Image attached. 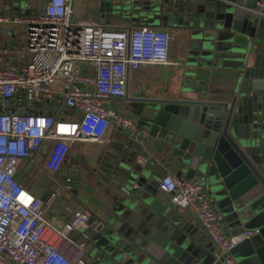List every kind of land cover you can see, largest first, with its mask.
I'll return each instance as SVG.
<instances>
[{
  "label": "built area",
  "instance_id": "2783aa9c",
  "mask_svg": "<svg viewBox=\"0 0 264 264\" xmlns=\"http://www.w3.org/2000/svg\"><path fill=\"white\" fill-rule=\"evenodd\" d=\"M137 1L131 0L132 4ZM171 1L196 4L201 0ZM231 3L252 16L264 17V0H258L256 8ZM72 14L73 0H45L38 17L19 16L12 21L0 17V24L26 27L23 49L11 45L0 51V264H86L90 242L86 232L101 223L93 222L87 207L69 209L72 218L66 222L57 216L46 220V207L69 193V188L61 185L66 192L51 193L46 199L33 194L19 180L23 163L60 184L58 177L69 159H78L85 145L114 149L116 135L125 133L133 162L145 167L150 157L145 147L149 134L119 110L118 101L128 96L132 72L182 66L170 58L169 28L107 27L74 22ZM0 33L8 34L6 29ZM159 190L175 206L188 208L193 222L212 243L216 262L238 264L232 251L254 233L226 236L202 181L165 173ZM72 233L83 234L82 243L72 240Z\"/></svg>",
  "mask_w": 264,
  "mask_h": 264
},
{
  "label": "water",
  "instance_id": "95a60500",
  "mask_svg": "<svg viewBox=\"0 0 264 264\" xmlns=\"http://www.w3.org/2000/svg\"><path fill=\"white\" fill-rule=\"evenodd\" d=\"M228 1L256 8L258 0L250 5L247 0ZM228 1L201 0L192 9L171 1L179 10L170 11L171 18L162 23L186 30L199 45L190 64L223 72V89L210 98L139 99L144 108L138 115L153 148L163 146L161 153L169 152L178 164V176L204 183L226 236L254 233L232 251L236 262L264 264V44L252 32L255 16ZM100 8L106 26L112 27V3L103 0ZM204 57L207 64L201 62ZM131 164L111 159L104 169L107 183L113 182L120 194L104 202L101 225L88 235L97 260L216 264L204 230L190 221L180 227L170 224L157 179L141 169L131 171ZM67 186L77 194L80 183L75 179ZM93 222L100 223L95 217Z\"/></svg>",
  "mask_w": 264,
  "mask_h": 264
},
{
  "label": "crops",
  "instance_id": "0c3cea01",
  "mask_svg": "<svg viewBox=\"0 0 264 264\" xmlns=\"http://www.w3.org/2000/svg\"><path fill=\"white\" fill-rule=\"evenodd\" d=\"M44 1L45 0H0V17H8L11 21L19 16H23L25 18L38 17L41 14V7ZM102 1L103 0H99V2L96 3L97 7L93 9V12L91 14L94 15L92 17L90 16L89 19L83 18V15L80 16L75 14L74 19L76 20V22H92L101 25H106L105 14L101 11L100 8ZM109 1L113 5V12L116 11V13H113L111 17V26H162V23L164 21L163 18H161V20H159V22L157 23H150L147 22V19L149 20V18H135L136 14L134 12H132L131 15H125L124 19V16L120 15V11L116 9V5L123 0L117 2H112L111 0ZM153 1L154 0H141L140 2L141 5H143L144 7L145 3ZM22 3L24 4V8H22ZM123 19L124 23L120 24L119 22H122ZM247 23L248 22L246 21L245 25ZM16 26H22L25 29L26 41V27L24 25L0 24V32L3 29H6L8 32L7 35H3L0 33V51L8 49V47L11 48V45H17L19 43V29ZM170 30L172 40L169 55L171 60L175 62H180L182 66L176 69L170 67H147L132 72L129 79L128 96L125 97L123 100L118 101L119 110L123 114L130 116L132 119H135L137 121L139 120V115L135 111V107H133L131 103L127 104L128 101L136 103L139 102V99H200L203 97L210 98L211 96L214 97L215 95H217L218 92L222 90L225 84L227 83V77L223 72H216L215 69L210 68L198 69L199 67L190 64L187 59H183L182 57H184L187 47L186 42H189L190 38L187 37L186 30L184 29H175L178 31H175L173 29ZM252 30L253 34H258L257 37L259 38L260 46L262 47V44H264V17L255 16ZM176 32H179V36L181 39L179 40L180 43L178 44L177 48H174L173 38L175 37ZM11 60L12 58L7 59L8 62H10ZM116 137V143L113 144L115 146L114 149L113 147H111L112 145L87 144L83 147L82 153L78 156V159L81 161L80 163L83 164L86 169H96L99 179L94 184L89 181V178L91 176L88 173L90 171L82 173L81 170H78V168H76L74 165L69 166L70 174H68V177H66V175H63L65 178L70 179L69 182L75 181V179H71V175L74 178L77 177L78 182L80 183V187L77 190V194L72 192L71 188L67 185H63L69 188V193L60 196H66L67 194L74 195L79 201L76 202L74 200V208L68 207V212L69 209L77 211L82 207H87L92 212L93 217H95L96 221L101 223L102 221L100 219L104 214L105 209V206H103L104 202L115 199L118 193L120 192V189H113L115 188L113 186V182L112 184H110V186L106 185L108 183L104 178L106 177L104 169L108 166L109 161L111 159H117L125 163L126 166L132 163L131 171L137 169L135 166V162H133L130 158L133 155V150L131 148L125 147V133H119V136L116 135ZM145 143V147L147 149L146 152L150 154V157L147 165L145 167H142L141 170H144V172L148 173V175L154 176L151 179H157L158 186L160 184L162 176L165 173H179L180 168L178 164H176V162L174 163L173 161H166L161 157V151L163 146H159L157 149H154L150 138L146 139ZM27 172H29V170L26 169V167H23L19 175V180L22 181L23 185L29 191L33 192L34 190H37V195L41 197L44 194L45 190H47L49 184L52 183V181H49L48 177L44 173H41V176L33 177L30 172ZM42 176H44L42 178L43 182L45 183L44 187L38 185L37 181ZM182 178L186 179L185 174ZM47 180L48 182H46ZM123 188L121 187V189ZM64 192H66L65 189ZM165 200L168 205L164 216L170 224H175L177 227H180L181 223H183L184 221H190L192 223L195 222H193L195 218L193 219V215L191 216V212L188 210V208L183 206H175L172 203L171 197H167L166 195ZM52 214H54V211H52ZM194 224L199 228V230H201V228L196 222ZM91 231L92 230L87 231L86 233L90 235ZM76 234L78 236L76 242L82 243L83 234ZM85 258L86 264H102L99 260H97L96 254L93 249L92 241H90L86 247ZM153 260L158 261L154 258H151L147 260L144 264H149ZM216 264L221 263L216 262Z\"/></svg>",
  "mask_w": 264,
  "mask_h": 264
},
{
  "label": "rangeland",
  "instance_id": "374dc122",
  "mask_svg": "<svg viewBox=\"0 0 264 264\" xmlns=\"http://www.w3.org/2000/svg\"><path fill=\"white\" fill-rule=\"evenodd\" d=\"M140 1L141 0H139L136 4H132L131 0H123L119 4L116 5V9H118L120 11V13H121L120 15H123L124 19H125V15H131L132 12H134L136 14L135 18H141V17L149 18V20L147 19V22H150V23H157V22H159V20H161V18L167 20V19L171 18L169 16L170 11H176L177 12L179 10V5L173 4L171 2V0H164V1L154 0L153 2L145 3L144 7H143V5H141ZM252 1H254V0H247V3L250 5ZM97 2H99V0H74L73 1L72 21L76 22V20L74 19L75 14L80 15V16L83 15V18H88V19L90 18V16L92 17L94 14L93 15H91V14L93 12V9L97 7V4H96ZM181 5L186 6L188 9L193 8L192 4L185 3V4H181ZM22 8H24V4L22 5ZM124 19L122 20V22H119V23L123 24ZM11 27H13V26H11ZM16 27H18V29H19L20 40H19V43L17 44V46L13 47V48L23 49L25 47V43H26V41H25V29L22 26H16ZM176 27H178V26H176ZM175 31H178V30H175ZM173 39H174L173 47L177 48L178 44L180 43L179 40L181 39L179 36V32H176V35ZM182 39H184V38H182ZM186 43H187L186 52L184 54V57H182V58L187 59L189 61L192 58H194L195 56H198L199 51H197V50H198L199 45L193 40H190L189 42H186ZM8 48H10V47H8ZM206 59L207 58L204 57L203 59H201V62H203L204 64H207L208 61ZM198 69H201V67ZM205 69H207V68H205ZM129 103H131L133 105V107H135V111L137 113H138L139 109L142 110L144 108V104L141 102L133 103L131 101H128L127 104H129ZM71 114H74V113H71ZM133 122H134L135 126L145 129V125H144L142 120L137 121V120L133 119ZM80 162L81 161L79 159H75V158L69 159L67 165L64 167L63 174H60L58 177L60 184H58L57 182L50 183L47 190H45L44 194L41 197H44V199H46L50 196L51 193L58 192V191H61V192L64 191V189L61 187V185L66 186L68 181H67V178H65L63 175L64 174H70V169H69L70 165H74L76 168H78V170H81L82 173L90 171L88 174L91 176L89 178V181L91 183L94 184L96 181H98L99 178H98V173L96 172V169L88 170ZM135 166L139 170L142 169L141 165H138L135 163ZM23 167H26V169L29 170V172L31 173V175L33 177L41 176L40 175L41 171L37 168H34L27 161H24ZM43 177L44 176H42L37 181H38V185L44 187L45 183L42 180ZM71 179H77V177L74 178L71 175ZM46 182H48V180ZM106 185L110 186L109 183ZM127 188H130V187L127 186ZM113 189L116 190V188H113ZM37 193H38L37 190L33 191V194L37 195ZM123 194H124V192L122 193V195ZM74 200L76 202H79L74 195L67 194L66 196H59L52 206L46 207L47 215H46L45 219L49 221L53 216H58L63 222L70 220L72 218V214H70L68 212L67 208L68 207L74 208L73 207L74 206V202H73ZM52 211H54V214H52ZM70 238L72 240L76 241L78 239V236L76 233H72V234H70Z\"/></svg>",
  "mask_w": 264,
  "mask_h": 264
},
{
  "label": "trees",
  "instance_id": "16d2710c",
  "mask_svg": "<svg viewBox=\"0 0 264 264\" xmlns=\"http://www.w3.org/2000/svg\"><path fill=\"white\" fill-rule=\"evenodd\" d=\"M139 26H141V25H139ZM113 152H114V151H113ZM161 157H162L164 160H166V161H173V159L171 158L169 152L163 151V152L161 153ZM133 158H134V157L131 156L132 161H133ZM20 182H21L22 186H23L24 188H26V187L23 185L22 181H20ZM27 190H28V189H27Z\"/></svg>",
  "mask_w": 264,
  "mask_h": 264
}]
</instances>
